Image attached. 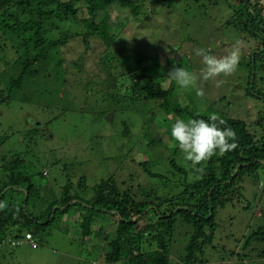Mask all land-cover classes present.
<instances>
[{
	"label": "trees",
	"instance_id": "obj_1",
	"mask_svg": "<svg viewBox=\"0 0 264 264\" xmlns=\"http://www.w3.org/2000/svg\"><path fill=\"white\" fill-rule=\"evenodd\" d=\"M194 1L204 13L208 6L233 2L229 6L231 14L227 24L242 34L243 40L259 43L244 56L246 62L243 65L248 72L246 94L264 103V78L258 79L257 76L258 71L264 70V6L259 4V0ZM181 2L0 0V89L4 87L0 105L11 101L15 91L22 90L38 76L40 69H50L53 63L56 70L67 71H63L65 86L80 85L86 96L102 104L103 108L98 113L105 116L113 111L110 107H114L132 111L141 118L138 134H134L141 138L136 146V155L143 154L141 147L145 146L153 149L162 147L164 151H171L172 156L169 170L156 172L152 169L155 165L151 160L137 162L136 155L126 154L127 158L131 156L126 164L130 167L132 164L135 170L103 179L96 184L89 199L74 188L70 179L58 193L43 195L44 186L33 179L34 175L21 154L3 157L0 164V202L7 206L0 210V264H10L15 255L13 249L24 245L21 243L27 241V234H31L37 246L28 245L36 250L39 247L37 243H43V235L48 228L55 223L65 225L68 222L76 228L77 238L87 242L86 253L98 252L102 263L107 264H171L169 251L176 231L187 225L191 232L180 262L207 263L206 253L214 248L219 227L216 222L219 209L234 205L243 196L245 179L250 178L256 183L260 170L264 169L259 162L264 161V108L256 114L257 132L251 131L245 119L216 113L226 121V125L220 127L230 126L237 133L238 147L201 165L205 168L203 178L192 181L189 179L191 166L184 161L171 137V125L177 119L185 122L190 119L208 120L209 115L215 112H200L184 104L175 96V91L181 92L182 89L170 78L169 84L163 85L167 75L156 72L160 68L158 54L136 52L138 66L127 65L126 61L112 54L119 29L127 24L128 16L143 25L148 20V11L151 13L158 6L161 9L173 8ZM113 7L125 16L120 26L109 24ZM76 39H81L86 49H89L91 39L100 40L105 46L97 76L92 78L85 72L84 58L73 63L75 72L63 69L65 63L61 47ZM12 53L14 58L8 59V54ZM145 61L153 64L145 69L140 65ZM173 65L176 67L175 61ZM187 69L191 70V67ZM81 75L87 77L82 78ZM220 101L214 102L213 107ZM133 122L132 115L123 121L128 136ZM30 133L36 137L40 128L35 127ZM7 140V136L0 137V149ZM178 155L182 158H175ZM85 182L86 179L82 178L78 186L83 187ZM73 208H79L78 217L69 215ZM105 216L114 217L112 231L103 227L102 217ZM97 224L102 226L100 230H97ZM242 245V253L233 252L230 255L232 260L264 259V226L244 237ZM91 263L95 264V261Z\"/></svg>",
	"mask_w": 264,
	"mask_h": 264
},
{
	"label": "rangeland",
	"instance_id": "obj_2",
	"mask_svg": "<svg viewBox=\"0 0 264 264\" xmlns=\"http://www.w3.org/2000/svg\"><path fill=\"white\" fill-rule=\"evenodd\" d=\"M259 4L264 6V0H259ZM230 5L233 2H220L208 6L204 13L199 10V4L194 0H182L173 8L161 9L158 6L151 13L148 11V20L143 25L128 16L127 24L119 29L112 54L133 66L139 65L136 52L158 54L160 68L156 72L167 75L163 84L167 86L168 72L175 66L173 61L176 62V67L187 69L189 66L191 70L187 69L188 71L199 75L204 65L202 57L196 55V49L202 48L211 55L221 57L239 40L241 60L238 69L233 75L220 78L224 80L221 87L217 88L212 80H199L197 87L203 88V99L196 95L195 89H182L181 92L177 89L175 96L200 112L227 113L232 117L245 119L251 131L257 132L256 114L264 108V103L247 96L245 88L248 72L243 64L246 62L244 56L259 43L243 40L242 34L229 27L227 21L231 14ZM110 16L109 24L112 26H120L125 20L123 12L116 7L111 8ZM89 43V49H86L81 39L61 47L60 53L65 63L63 69L68 68L70 73L75 72L73 63L84 58L85 72L92 78L97 76L99 62L106 50L100 40L91 39ZM7 57L13 59V53ZM152 64L151 61H145L140 65L146 69ZM53 66L52 63L50 69H40L38 76L30 80L27 86L14 92L11 101L0 105V137H8L6 144L0 149V164L5 156L21 154L30 173L34 175L33 179L44 186L43 195L58 193L70 179L74 188L84 198L89 199L96 184L103 179L135 170L132 164L131 167L126 164L131 157L127 158L126 154L136 155V146L141 138L134 134H138L137 127L141 118L132 111L114 107H110L112 112L103 116L98 113L103 108L102 104L86 96L80 85L65 86L63 71L66 70H56ZM257 76L258 79L264 78V70L258 71ZM3 88L0 89V94ZM220 99L213 107V103ZM111 114L113 117L110 120L108 117ZM131 115L134 122L128 136L123 128V121ZM35 127L40 128V134L32 137L30 132ZM29 139L34 140L30 142ZM141 148L144 155H136L134 158L137 162L151 160L156 166L152 168L153 171L169 170V160L172 157L170 150L164 151L162 147ZM175 158L181 159L182 156ZM136 169L143 172L139 166ZM82 178L86 179L83 187L78 186ZM243 186V196L234 205L218 211L216 222L219 227L214 248L207 251L205 264H264V259L254 257L245 261L230 258L233 252L242 253L244 237L257 227L264 226V169L260 170L256 183L246 178ZM78 210L79 208H73L69 215L78 217ZM113 218L102 217L103 227L107 231H112L110 228ZM185 226L177 229L175 240L170 246L171 264H183L180 258L185 253L189 241L188 233L191 232V227ZM101 227L100 224L96 226L97 230ZM76 231L72 222L65 225L55 223L43 235V243H38V249L34 250L28 244L13 249L15 255L10 264H92V260L95 264H107L102 263L98 252L89 255L86 253L87 242L83 243L81 237L77 238Z\"/></svg>",
	"mask_w": 264,
	"mask_h": 264
},
{
	"label": "clouds",
	"instance_id": "obj_3",
	"mask_svg": "<svg viewBox=\"0 0 264 264\" xmlns=\"http://www.w3.org/2000/svg\"><path fill=\"white\" fill-rule=\"evenodd\" d=\"M195 52L197 56L202 57L204 65L199 75L183 67L174 66L168 72V76L181 89H195L196 95L203 99L205 93L202 87H197L198 81L212 80L217 88L221 87L224 80L220 78L229 77L238 69L241 60L240 41H235L227 54L221 57L211 55L202 48L196 49ZM220 125H226V121L216 113L210 114L208 120L190 119L185 122L183 119H177L171 125V137L182 153L184 161L191 166L190 180L203 178L205 168L201 165H206L212 157L223 156L238 147L237 133L230 126L222 128ZM6 206L4 202H0V210ZM28 243L30 242L25 241L21 244Z\"/></svg>",
	"mask_w": 264,
	"mask_h": 264
},
{
	"label": "built area",
	"instance_id": "obj_4",
	"mask_svg": "<svg viewBox=\"0 0 264 264\" xmlns=\"http://www.w3.org/2000/svg\"><path fill=\"white\" fill-rule=\"evenodd\" d=\"M26 238H27V241H29L32 244L33 247H36L37 246L35 244V242H33V238L31 236V234H27Z\"/></svg>",
	"mask_w": 264,
	"mask_h": 264
},
{
	"label": "water",
	"instance_id": "obj_5",
	"mask_svg": "<svg viewBox=\"0 0 264 264\" xmlns=\"http://www.w3.org/2000/svg\"><path fill=\"white\" fill-rule=\"evenodd\" d=\"M112 117H113V115L111 114L109 117H108V119H112ZM261 164H263L264 165V161H259ZM238 172V169L236 170V172L235 173H237ZM74 202H72L71 204H73Z\"/></svg>",
	"mask_w": 264,
	"mask_h": 264
}]
</instances>
